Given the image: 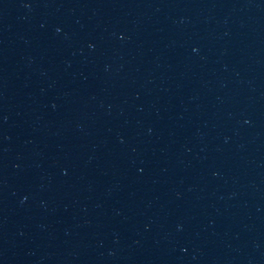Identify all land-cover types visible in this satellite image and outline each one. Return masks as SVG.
<instances>
[{
    "label": "water",
    "instance_id": "obj_1",
    "mask_svg": "<svg viewBox=\"0 0 264 264\" xmlns=\"http://www.w3.org/2000/svg\"><path fill=\"white\" fill-rule=\"evenodd\" d=\"M0 264H264V0H0Z\"/></svg>",
    "mask_w": 264,
    "mask_h": 264
}]
</instances>
